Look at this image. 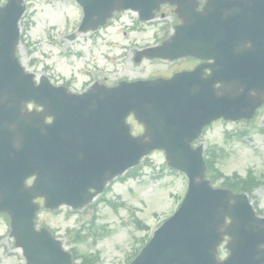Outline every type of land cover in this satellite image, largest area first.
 <instances>
[{
	"label": "water",
	"instance_id": "95a60500",
	"mask_svg": "<svg viewBox=\"0 0 264 264\" xmlns=\"http://www.w3.org/2000/svg\"><path fill=\"white\" fill-rule=\"evenodd\" d=\"M78 1L84 11L82 31L104 24L114 10L131 8L144 19L161 2L176 4L183 23L168 42L141 52L146 56L211 55L212 49L224 48L228 53L221 56L218 73L206 79L193 71L112 88L95 84L81 95L69 94L44 76L35 85L18 63L22 0H8L0 8V212L9 214L11 235L26 264H73L59 240L45 228L34 229V196L44 197L45 207H81L105 181L155 148L165 151L170 166L186 173L189 187L176 213L130 264H263L264 218L255 216L245 195L211 187L204 179L201 146L192 149L190 143L213 119H249L264 101V37L259 33L264 0H209L203 12L196 11L195 0ZM249 39L251 48L245 46ZM245 58L229 71L226 59ZM216 81L220 86L213 88ZM30 100L42 107L38 114L22 112ZM129 114L143 123V134L131 136ZM46 116L51 123H45ZM76 152L100 154L95 166L85 165L79 180ZM57 171L69 173L66 186ZM32 173L38 179L26 187ZM88 186L96 191L90 193ZM224 235L230 237V254L218 261Z\"/></svg>",
	"mask_w": 264,
	"mask_h": 264
},
{
	"label": "rangeland",
	"instance_id": "374dc122",
	"mask_svg": "<svg viewBox=\"0 0 264 264\" xmlns=\"http://www.w3.org/2000/svg\"><path fill=\"white\" fill-rule=\"evenodd\" d=\"M45 1L28 2L31 7L25 17L32 24L23 30L18 47L19 57L27 70L38 75L45 74L55 84L68 82L73 91H81L93 80L103 77L110 84L122 78L166 71L167 63L143 61L140 65H134L130 56L134 48L150 44L154 38L162 36L161 27L169 28L175 21L170 11H165L164 18L158 17L138 31H130L127 27L132 25L135 15L124 13L120 17L125 25L117 27L116 20L99 35H80L74 42L55 43L53 36L61 35L64 27L62 14H66L75 25L79 9L73 0ZM105 38L111 40L108 45L102 41ZM32 43L36 44L30 46ZM32 59L35 63H31ZM260 109L254 121L216 122L198 140L203 142L204 148L215 145L222 149L217 166L224 174L236 172L244 175L249 169L256 175L264 174V109ZM133 131L139 132V127L134 126ZM138 173L136 177L114 181L104 194L116 203H124L116 210L104 202L98 203V197L94 200L97 201L95 210L83 208L71 212L67 207L55 211L41 208L37 226L50 228L66 249L75 247L81 254L93 255L97 264L125 263L140 244L139 239L149 236L162 218L170 216L180 195L182 198L185 193L184 175L166 166L162 152L151 153L141 163ZM251 201L264 213V186L255 190ZM93 213L96 218L91 223ZM134 217H138L149 230L138 229L133 222ZM82 225L86 233L95 230L101 233L100 236L91 233L80 243L69 240L68 230H78ZM23 262L21 251L14 247L13 239L9 236L8 220L0 216V264Z\"/></svg>",
	"mask_w": 264,
	"mask_h": 264
},
{
	"label": "trees",
	"instance_id": "16d2710c",
	"mask_svg": "<svg viewBox=\"0 0 264 264\" xmlns=\"http://www.w3.org/2000/svg\"><path fill=\"white\" fill-rule=\"evenodd\" d=\"M208 164V173L212 181H215L216 176L214 174V168L212 165V159H206ZM219 175V174H218ZM258 183V180L254 179L251 175H248L246 178H238L236 175L233 177H224L223 182L221 183L222 186L231 187L237 191H246L250 190ZM75 257V255H74ZM85 261H90L88 259H84Z\"/></svg>",
	"mask_w": 264,
	"mask_h": 264
},
{
	"label": "flooded vegetation",
	"instance_id": "af4514ba",
	"mask_svg": "<svg viewBox=\"0 0 264 264\" xmlns=\"http://www.w3.org/2000/svg\"><path fill=\"white\" fill-rule=\"evenodd\" d=\"M64 38H65V36H64ZM197 63V62H196Z\"/></svg>",
	"mask_w": 264,
	"mask_h": 264
}]
</instances>
